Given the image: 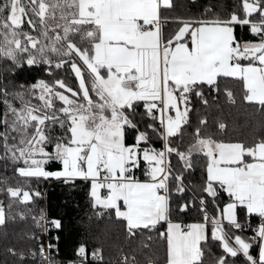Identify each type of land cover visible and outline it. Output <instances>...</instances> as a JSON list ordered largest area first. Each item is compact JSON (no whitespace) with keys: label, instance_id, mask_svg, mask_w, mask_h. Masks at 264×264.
Instances as JSON below:
<instances>
[{"label":"snow or ice","instance_id":"6c2138e0","mask_svg":"<svg viewBox=\"0 0 264 264\" xmlns=\"http://www.w3.org/2000/svg\"><path fill=\"white\" fill-rule=\"evenodd\" d=\"M78 180L111 264H264V0H0V264H105Z\"/></svg>","mask_w":264,"mask_h":264},{"label":"trees","instance_id":"16d2710c","mask_svg":"<svg viewBox=\"0 0 264 264\" xmlns=\"http://www.w3.org/2000/svg\"><path fill=\"white\" fill-rule=\"evenodd\" d=\"M242 111L243 110H236ZM259 131V117L245 116L240 114L236 117L230 135L235 138H251L253 132ZM39 190L43 194V199L39 201L41 207L47 208L50 212L63 215L75 232L83 234L87 230L88 234L94 236L96 242L103 245L105 250V264H111L117 252L114 246L118 229L115 224H96L89 222L88 197L86 185L82 181H77L75 185L63 184L60 182L42 183ZM27 225L22 222L10 223L6 230L0 229V260L4 259L3 252V232H7L10 243H21V237Z\"/></svg>","mask_w":264,"mask_h":264}]
</instances>
